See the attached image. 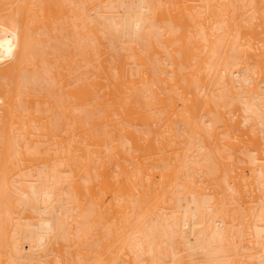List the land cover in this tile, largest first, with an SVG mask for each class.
Returning a JSON list of instances; mask_svg holds the SVG:
<instances>
[{"label":"bare ground","instance_id":"obj_1","mask_svg":"<svg viewBox=\"0 0 264 264\" xmlns=\"http://www.w3.org/2000/svg\"><path fill=\"white\" fill-rule=\"evenodd\" d=\"M0 264H264V0H0Z\"/></svg>","mask_w":264,"mask_h":264}]
</instances>
